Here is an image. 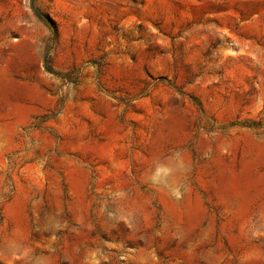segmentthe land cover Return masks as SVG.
<instances>
[{
	"label": "rangeland",
	"instance_id": "rangeland-1",
	"mask_svg": "<svg viewBox=\"0 0 264 264\" xmlns=\"http://www.w3.org/2000/svg\"><path fill=\"white\" fill-rule=\"evenodd\" d=\"M0 264H264V0H0Z\"/></svg>",
	"mask_w": 264,
	"mask_h": 264
},
{
	"label": "trees",
	"instance_id": "trees-1",
	"mask_svg": "<svg viewBox=\"0 0 264 264\" xmlns=\"http://www.w3.org/2000/svg\"><path fill=\"white\" fill-rule=\"evenodd\" d=\"M32 9L34 11V14L40 18V19H44L42 14L40 13V11L35 7V5H32ZM45 70L50 73V74H53V75H56V76H59V77H63L62 74H60L59 72H56L50 65L48 62L45 63ZM241 125H245V126H248V127H252L254 126L255 124H252L250 122H243L241 123Z\"/></svg>",
	"mask_w": 264,
	"mask_h": 264
},
{
	"label": "clouds",
	"instance_id": "clouds-1",
	"mask_svg": "<svg viewBox=\"0 0 264 264\" xmlns=\"http://www.w3.org/2000/svg\"><path fill=\"white\" fill-rule=\"evenodd\" d=\"M174 194L177 196V198H178V197H179V195H180V194H179V192H176V193H174Z\"/></svg>",
	"mask_w": 264,
	"mask_h": 264
}]
</instances>
